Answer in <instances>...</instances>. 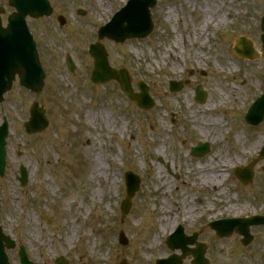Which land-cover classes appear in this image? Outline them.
<instances>
[{
	"label": "rangeland",
	"instance_id": "obj_1",
	"mask_svg": "<svg viewBox=\"0 0 264 264\" xmlns=\"http://www.w3.org/2000/svg\"><path fill=\"white\" fill-rule=\"evenodd\" d=\"M126 1L49 0V17L27 18L45 79L40 94L15 80L0 103V124L3 119L8 123L0 227L16 244L5 251L8 262L19 264L17 246L22 245L33 264H54L56 257L86 264L88 256L92 264L94 259L98 264H156L158 254L169 252L162 239L170 235L156 239L158 219L165 214L172 220L176 214L184 234L197 233V242L205 244L208 264H264L263 227L251 228L254 240L247 247H241L237 234L218 238L207 227L232 218L224 212L231 207L244 210L245 216L264 213L262 163L254 166V178L245 186L232 175L233 169L258 156L257 150H248L251 139L259 135L264 144V122L255 128L244 123L247 107L263 89L264 0H157L150 35L120 45L99 41L95 30ZM0 5L6 8L4 24L12 9L7 0ZM77 9L85 16L77 15ZM169 10L177 16L168 15ZM58 16L65 18V25L58 24ZM241 36L253 43L256 59L232 52L234 40ZM94 42L104 46L112 67L128 72L134 92L139 81L148 86L154 103L150 109L136 107L115 81L90 82L92 58L87 49ZM66 57L75 65L73 72L66 68ZM153 81L161 83L155 86ZM169 81L182 86L169 91ZM233 85L238 90L230 91ZM197 86L206 92L202 104L194 99ZM163 98L170 99L169 107ZM32 102L44 107L49 124L42 133L28 135L23 123ZM206 105L213 108L205 110ZM192 114L222 117L228 123L219 136H202ZM198 142L212 146L200 159L190 154ZM98 165L103 168L99 172ZM19 166L28 173L25 187L17 180ZM126 171L138 175L141 183L123 215ZM205 173H211L216 184H201L200 179H210ZM218 213L221 216L212 217ZM198 220H206V227ZM73 228L77 233L70 244ZM121 231L128 240L124 246L118 243ZM152 241L155 245L149 249ZM191 260L187 256L182 264Z\"/></svg>",
	"mask_w": 264,
	"mask_h": 264
},
{
	"label": "water",
	"instance_id": "obj_2",
	"mask_svg": "<svg viewBox=\"0 0 264 264\" xmlns=\"http://www.w3.org/2000/svg\"><path fill=\"white\" fill-rule=\"evenodd\" d=\"M11 6H14L17 9V13L14 16V21L12 27L9 26V32H17L14 24L18 23L20 25L21 33L19 36L24 37L25 44H23L20 39H18V33H4L0 28V101L2 100V95L5 91L9 90L11 87V82L14 79V75L17 73L20 79V84L27 87L31 91L40 92L43 85V73L37 61V56L34 51L33 45L30 42V37L25 33L22 26V19L26 15L32 17L42 16L44 14L50 13V8L46 0H10ZM155 4L154 0H131L129 5L122 9L114 19V21L104 28L100 33V38L107 36L110 39H113L116 42H123L126 38L145 37L152 30V23L149 16L148 8H152ZM78 13L83 14L82 11ZM62 22V19H60ZM126 22V26L123 24ZM262 30L264 32V19L262 23ZM14 36L17 38L15 43L11 40ZM237 44L240 48H235L234 52L240 56L254 58L256 56L255 52L252 49L251 43L245 41L244 39L237 40ZM262 46L264 49V34L262 36ZM90 54L94 58V70L92 72V81L95 83H104L111 79L116 80L121 89L126 92V94L134 99L137 105L147 108L150 106L147 96V88L143 84H139L141 93L135 95L131 92L130 88V79L127 73L124 70L115 71L111 69L107 62L106 53L103 47L99 44L93 45L90 48ZM67 66L72 70L73 65L70 59H67ZM171 89H177L178 85L171 83ZM205 95L197 89L196 99L199 102L204 101ZM264 118V95L258 101L257 104L253 105L250 109L249 114L246 116V120L251 124H258ZM47 127V120L44 116V109L38 107L37 103H33L30 109V118L28 122L24 124V129L29 134L39 133ZM5 130H0V175H3L4 169V137L6 133ZM202 148L193 149V152L200 154ZM202 153V152H201ZM261 156L264 157V148L261 152ZM237 177L243 182H248L253 173L251 171V166H248L240 171L235 173ZM21 185L26 184V173L21 168ZM132 188V186H131ZM133 194V190L129 188L128 200L124 207V213L128 211L130 206L129 199ZM250 224H257L255 222H240V221H228L226 225L224 223L220 226L219 231L221 234H226L230 230L236 228L237 231L244 234V236L249 238L246 232H248L247 227ZM240 228V229H239ZM227 229V230H225ZM1 239L3 237L1 236ZM125 243V239L123 238ZM191 240L185 239L182 236V230L175 233L169 242L171 248H181L183 254H186L188 250L186 245L189 244ZM8 246H13V243L7 239L6 241ZM203 248L198 247L196 250L192 251L194 257V264H207L203 259ZM20 258L23 264H31L26 260L24 251H20ZM176 262L175 257H170L165 261H161L160 264H173ZM4 263V258L1 254L0 248V264ZM57 264H66V261L62 258L56 260ZM178 264H180L178 262Z\"/></svg>",
	"mask_w": 264,
	"mask_h": 264
},
{
	"label": "bare ground",
	"instance_id": "obj_3",
	"mask_svg": "<svg viewBox=\"0 0 264 264\" xmlns=\"http://www.w3.org/2000/svg\"><path fill=\"white\" fill-rule=\"evenodd\" d=\"M100 1V0H99ZM101 5H103V2H101ZM175 13V17L177 16L176 12L174 10H169L168 11V15H171V14H174ZM228 15V13H226ZM229 66V65H227ZM174 72V71H173ZM161 83V81H153V84H155V86H159V84ZM234 90H238V87L237 85H233L231 87V90L232 92H234ZM176 98H179V96H176ZM166 105L169 107L170 106V99L169 98H163ZM222 100H219V107L220 109H223L222 107ZM210 108H213V106H209V105H206V107L204 108L205 110H209ZM192 117H193V121H197L196 123V130H198V132L200 133V135L202 136H205L207 134H213L215 136H219L221 134V131L223 129L224 126L227 125V120L225 118H211V117H204L203 115H200V116H195L194 114H192ZM165 129V128H163ZM238 132V131H236ZM235 140L236 142H240L241 141V137L236 134L235 135ZM85 143L87 146L91 145L90 144V140L89 138H85L84 139ZM261 145V137L259 135L255 136L253 139L250 140V143H249V147H248V150L250 153H253L255 152L256 150H258V148L260 147ZM243 154V152H242ZM172 168V167H171ZM103 168L98 165L97 166V171H101ZM95 170V173L97 172ZM209 174L211 173H205L204 175L206 177H209ZM161 172H158V175H157V180L161 183V185L165 184V182L163 181V177L161 178ZM200 183L201 184H205V185H214L216 184V181L215 180H212L211 178L208 179V178H203V179H200ZM194 188V186H193ZM225 212H227L228 214H231L232 216H237L241 213L244 212V210H238V209H235V208H228V209H224ZM220 213H218L219 215ZM217 216V214L213 215L212 217H215ZM172 220H170L168 218L167 215L163 214L162 216H160V218L158 219V223H159V234H164L165 232H167V230H172L176 224V215H174V217L171 218ZM76 229H72L71 230V233L70 235L68 236L67 238V242L68 243H73L74 241V237L76 235ZM156 239H157V235H156ZM155 241H152L151 242V245L149 246V249H153V245H154ZM94 247V245H93ZM92 247V248H93ZM92 250L90 251V254H91ZM98 261V259H94V263L93 264H96V262ZM86 264H92V259L90 258V256L87 257V263ZM98 264V262H97Z\"/></svg>",
	"mask_w": 264,
	"mask_h": 264
}]
</instances>
